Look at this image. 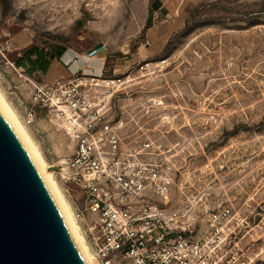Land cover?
<instances>
[{
    "label": "rangeland",
    "instance_id": "obj_1",
    "mask_svg": "<svg viewBox=\"0 0 264 264\" xmlns=\"http://www.w3.org/2000/svg\"><path fill=\"white\" fill-rule=\"evenodd\" d=\"M166 1L0 0V45L12 61L30 47L96 53L100 60L82 73L125 80L108 105L122 143L161 144L171 156V203L192 204L200 215L219 201H240L251 171L264 168V0L191 3L181 28L151 57L146 33ZM50 63L55 77L69 73L61 59ZM2 87L14 108L15 98H28L23 81L7 76ZM29 129L58 180L69 138L43 113Z\"/></svg>",
    "mask_w": 264,
    "mask_h": 264
},
{
    "label": "built area",
    "instance_id": "obj_2",
    "mask_svg": "<svg viewBox=\"0 0 264 264\" xmlns=\"http://www.w3.org/2000/svg\"><path fill=\"white\" fill-rule=\"evenodd\" d=\"M95 55L66 50L59 59L69 73L38 81L0 45V85L11 76L28 91L26 101L15 98L23 122L33 126L43 113L70 140L58 182L95 263L264 264V168L251 171L240 201H219L200 215L192 204L174 206L171 156L149 140L122 143L108 105L125 80L101 70L82 73L100 60ZM164 62L137 65L143 70Z\"/></svg>",
    "mask_w": 264,
    "mask_h": 264
},
{
    "label": "water",
    "instance_id": "obj_3",
    "mask_svg": "<svg viewBox=\"0 0 264 264\" xmlns=\"http://www.w3.org/2000/svg\"><path fill=\"white\" fill-rule=\"evenodd\" d=\"M0 264H85L47 186L1 109Z\"/></svg>",
    "mask_w": 264,
    "mask_h": 264
},
{
    "label": "bare ground",
    "instance_id": "obj_4",
    "mask_svg": "<svg viewBox=\"0 0 264 264\" xmlns=\"http://www.w3.org/2000/svg\"><path fill=\"white\" fill-rule=\"evenodd\" d=\"M9 97L3 91V87L0 85V109L8 119L9 123L15 130L16 134L23 143L26 151L28 152L34 166L41 175L45 185L48 188L54 202L56 203L64 222L85 262V264H96L88 243L83 235L79 222L75 219L73 214V207L70 201L63 193L61 186L55 175L53 166L46 160L44 150L34 137V133H31L30 126L26 125L17 110L13 107L14 105L8 100ZM33 134V135H32ZM66 162V161H65ZM64 162V165H65ZM64 165L62 167H64ZM62 167L58 172L61 171Z\"/></svg>",
    "mask_w": 264,
    "mask_h": 264
},
{
    "label": "crops",
    "instance_id": "obj_5",
    "mask_svg": "<svg viewBox=\"0 0 264 264\" xmlns=\"http://www.w3.org/2000/svg\"><path fill=\"white\" fill-rule=\"evenodd\" d=\"M197 0H168L161 4L159 14L154 15L151 26L146 33V51L148 56L159 54L166 46L171 35H173L183 25L184 19L188 12V7L191 3ZM63 55V54H62ZM61 55V56H62ZM52 64L45 75L52 76L51 81L57 77L54 76L55 71L51 70Z\"/></svg>",
    "mask_w": 264,
    "mask_h": 264
},
{
    "label": "trees",
    "instance_id": "obj_6",
    "mask_svg": "<svg viewBox=\"0 0 264 264\" xmlns=\"http://www.w3.org/2000/svg\"><path fill=\"white\" fill-rule=\"evenodd\" d=\"M150 26V22L148 20L147 27ZM65 52V49L61 46H57L51 54H47L45 51L41 49H37L35 47H30L23 52V57L16 60L17 65H25L28 68L29 73H33L36 71L46 73L50 59L52 57L60 58V56Z\"/></svg>",
    "mask_w": 264,
    "mask_h": 264
}]
</instances>
